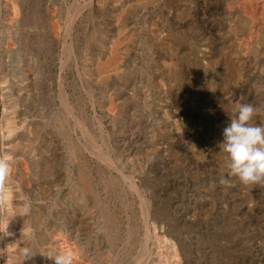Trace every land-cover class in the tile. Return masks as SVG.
Segmentation results:
<instances>
[{
  "label": "rangeland",
  "instance_id": "rangeland-1",
  "mask_svg": "<svg viewBox=\"0 0 264 264\" xmlns=\"http://www.w3.org/2000/svg\"><path fill=\"white\" fill-rule=\"evenodd\" d=\"M0 98L21 189L0 264H55L71 221L72 259L154 264L133 182L162 246L181 232L192 264H264V186L229 178L218 147L237 102L264 109V0H0Z\"/></svg>",
  "mask_w": 264,
  "mask_h": 264
},
{
  "label": "clouds",
  "instance_id": "clouds-1",
  "mask_svg": "<svg viewBox=\"0 0 264 264\" xmlns=\"http://www.w3.org/2000/svg\"><path fill=\"white\" fill-rule=\"evenodd\" d=\"M230 123L223 130V141L218 145L226 153L228 177H236L244 185L264 186V119L256 122V116L264 117V109L251 103L237 102L232 109ZM16 157L9 150L0 151V228L7 226L15 214L13 200L21 192L19 182L14 178ZM230 185V179H221ZM36 252L25 247L20 255L23 261ZM46 256L55 264H72L71 253Z\"/></svg>",
  "mask_w": 264,
  "mask_h": 264
},
{
  "label": "bare ground",
  "instance_id": "bare-ground-1",
  "mask_svg": "<svg viewBox=\"0 0 264 264\" xmlns=\"http://www.w3.org/2000/svg\"><path fill=\"white\" fill-rule=\"evenodd\" d=\"M220 11H222L223 13H224V9L223 8H220L219 9ZM242 16H240V18H241ZM242 18H244V17H242ZM238 21V20H237ZM251 23V22H250ZM242 24L243 25H245V26H247L249 23L247 22V21H242ZM242 26V25H241ZM227 28V27H226ZM225 28V29H226ZM224 29V30H225ZM69 30V29H68ZM241 30V29H240ZM243 31L245 30V29H242ZM250 31H248V33H249ZM164 34V33H163ZM242 34H245V32L244 33H242ZM258 35V34H257ZM244 36V35H243ZM246 36V35H245ZM236 37V36H235ZM233 40V39H232ZM230 41V40H229ZM123 42V41H122ZM234 42V41H233ZM228 43V42H227ZM236 42H234V44H235ZM72 44V43H71ZM239 44V43H238ZM226 46V45H225ZM231 46H233V45H231ZM163 47V46H162ZM235 47V46H234ZM74 49V48H73ZM230 49V48H229ZM236 49V48H235ZM206 50V49H205ZM108 51H109V53H108V55H109V59L110 60H108V64H104L105 65V68L104 69H102V68H99V69H102V71H104L105 69H106V72L108 71V70H110L112 67H115L118 63H119V61H120V56H121V52H120V42H117V41H114V42H112V44L110 45V47H108ZM74 52V51H73ZM164 52V51H163ZM235 52H236V54H241L242 53V49L241 48H237L236 50H235ZM260 52V51H259ZM158 53V52H157ZM221 53V52H220ZM229 53V52H228ZM162 54V53H161ZM218 57H219V55H218ZM159 58V57H158ZM240 58H241V56H240ZM102 59V58H101ZM221 59V58H220ZM223 59V58H222ZM225 59V61H226V65H227V67L230 69L229 70V72H231L232 73V71L231 70H233V67H232V65L230 64V63H228V59L227 58H224ZM155 60V59H154ZM159 59H157V60H155V61H158ZM235 60V59H234ZM161 60H159V62H160ZM224 61V62H225ZM95 62V61H94ZM220 62V61H219ZM100 63V62H99ZM102 63H100L99 65H101ZM162 64H163V62H162ZM98 65V66H99ZM103 65V64H102ZM100 66V67H103V66ZM164 65V64H163ZM245 66V65H244ZM158 67V66H157ZM166 67V66H165ZM167 67H168V65H167ZM247 67H248V65H247ZM93 72V71H92ZM228 72V71H227ZM107 76V75H106ZM105 77V76H104ZM114 79V78H113ZM106 81V80H105ZM224 82V81H223ZM230 82V81H229ZM238 82V81H237ZM101 83V82H100ZM105 83V82H104ZM230 85V84H229ZM64 89V88H63ZM108 97V96H107ZM2 98V97H1ZM0 98V99H1ZM1 103H2V101H0ZM69 102V101H68ZM109 102V101H108ZM66 103H67V101H66ZM63 105V104H62ZM65 105V104H64ZM67 105V104H66ZM64 107V106H63ZM74 109V108H73ZM105 111V110H104ZM106 112V111H105ZM110 112V111H109ZM112 112V111H111ZM68 114V113H67ZM112 114V113H111ZM69 115V114H68ZM111 116H113V115H111ZM69 117H70V115H69ZM76 117V116H75ZM71 118H72V116H71ZM107 118V117H106ZM112 118V117H111ZM7 119V118H6ZM6 119H4L3 121H5ZM118 119V118H117ZM166 119V118H165ZM111 120V119H110ZM167 120V119H166ZM79 121V120H78ZM77 121V122H78ZM116 121V120H115ZM77 122H76V124H77ZM80 122V121H79ZM6 123V122H5ZM3 124V123H2ZM32 124V123H31ZM78 125V124H77ZM2 126V125H1ZM0 126V127H1ZM79 126V125H78ZM81 127V126H80ZM4 129V128H3ZM15 129V128H14ZM103 129V128H102ZM1 130V129H0ZM4 131V130H3ZM2 131V132H3ZM4 134V133H3ZM3 134H1V135H3ZM10 138V137H9ZM3 139V138H2ZM1 139V140H2ZM4 140V139H3ZM4 143V142H3ZM6 150V149H5ZM2 151V150H1ZM102 156V155H101ZM97 157V156H96ZM110 161V160H109ZM130 163V162H129ZM111 164H114V163H111ZM110 168V167H109ZM117 169H119V168H117ZM18 170V169H17ZM122 172V171H121ZM118 174V173H117ZM136 174V173H135ZM74 175H75V173H74ZM125 176V175H124ZM123 177V176H122ZM124 178V177H123ZM122 178V179H123ZM128 178V177H127ZM126 179V178H125ZM124 179V181H126ZM130 180V179H129ZM134 181V180H133ZM132 181V182H133ZM133 186L135 187V189H137V191L139 192V194L142 196V201L144 200V205L146 206V204H147V210H146V214H147V231H146V236L144 235L143 237H145V248L147 249V251H149L148 252V256H149V259H154V264H192V260H191V250H190V246H189V244H188V242H186V240H184L181 236H180V233H178V239L176 240V242H171V243H169V246H162L161 245V243H160V241H159V238H158V235H159V232H161L162 230H164V228H159L157 225H155V224H152L151 223V221H153V220H155L156 218H155V213H156V208L154 207V202L153 203H149V202H151V201H149L148 203H147V201H146V198H147V196L145 197L141 192H140V190H139V188L137 187V185L133 182ZM127 185V184H126ZM125 185V186H126ZM141 185V184H140ZM142 186V185H141ZM147 187H148V185H147ZM124 188V187H123ZM127 188V187H126ZM82 189V188H81ZM143 189V188H142ZM124 190V189H123ZM133 191V190H132ZM137 194V193H136ZM139 195V196H140ZM60 197V196H59ZM138 197V196H137ZM148 199V198H147ZM128 202V201H127ZM153 204V205H152ZM157 206V205H156ZM161 208V207H160ZM146 209V208H145ZM219 211V210H218ZM218 211H217V213H218ZM158 213V212H157ZM156 213V214H157ZM128 214V213H127ZM246 214V213H245ZM167 215V214H166ZM239 215H241V214H239ZM250 215H252V214H250ZM225 216V215H224ZM81 217V216H80ZM197 217V216H196ZM242 217V216H241ZM70 218V217H69ZM142 218H143V216H142ZM109 219V218H108ZM196 219V218H195ZM71 220V219H70ZM75 220V219H74ZM145 220V219H144ZM79 221H81V220H79ZM183 221H184V223H188V224H191L192 223V220L191 219H189V218H187V217H183ZM196 221V220H195ZM204 221V220H203ZM158 222H159V220H158ZM164 223V222H163ZM194 223V222H193ZM198 223V222H197ZM130 224V223H129ZM203 224V223H202ZM129 226V225H128ZM145 226V225H144ZM170 226H172V225H170ZM111 227V226H110ZM81 228V227H80ZM168 228V227H167ZM84 229V228H83ZM169 229V228H168ZM174 229V228H173ZM193 229V228H192ZM58 230V229H57ZM133 230V229H132ZM76 231H77V228H76V224L74 225V223L71 221L69 224H68V226H67V231H66V239H67V242H68V244H69V248H70V253H72V250H71V247H72V242L75 240V238H77V233H76ZM81 231V230H80ZM145 231H144V233H145ZM206 231V230H205ZM169 232V231H168ZM184 232V231H183ZM7 233V232H6ZM174 233H175V231H174ZM76 234V235H75ZM84 234V233H83ZM133 234V233H132ZM172 233H170V235H171ZM205 234V233H204ZM0 235H2V234H0ZM130 235V234H129ZM106 238V237H105ZM9 239V238H8ZM130 239H132V238H130ZM228 239V238H227ZM141 240H143V239H141ZM153 240H156V241H154L153 242ZM193 240V239H192ZM205 240H206V238H205ZM222 240V239H221ZM51 241V240H50ZM165 241V240H164ZM213 241V240H212ZM100 243V242H99ZM139 243V242H138ZM194 243V242H193ZM197 243V242H196ZM214 243V242H213ZM137 244V243H136ZM12 245H14V244H12ZM135 245V244H134ZM3 246V245H2ZM5 246V245H4ZM10 246V245H9ZM8 246V247H9ZM17 246V245H16ZM106 247V246H105ZM126 247H127V245H126ZM129 247V246H128ZM137 247V246H136ZM223 247V246H222ZM79 248V247H78ZM103 248V247H102ZM137 248H140V247H137ZM144 248V249H145ZM210 248V247H209ZM209 248H208V250H209ZM224 248V247H223ZM3 249V248H2ZM15 249V248H14ZM225 249V248H224ZM240 249V248H239ZM12 250H13V247H12V249H11V252H12ZM102 250V249H101ZM195 250V249H194ZM135 251H137V250H135ZM146 251V250H145ZM145 251H144V253H145ZM115 252V251H114ZM113 252V253H114ZM166 252V253H165ZM206 252V251H205ZM222 252V251H221ZM83 253V252H82ZM194 253V252H193ZM192 253V254H193ZM196 253V252H195ZM218 253V252H217ZM18 254V253H17ZM104 254V253H103ZM89 255V254H88ZM97 255V254H96ZM145 255V254H144ZM205 255V254H204ZM209 255H211V254H209ZM85 256V255H84ZM97 256H99V255H97ZM196 256V255H195ZM213 256V255H212ZM219 256V255H218ZM10 257H11V255H10ZM143 257V256H142ZM209 257V256H208ZM4 258V257H3ZM14 258V257H13ZM85 258H86V256H85ZM136 258V257H135ZM141 258V257H140ZM144 258V257H143ZM146 258V257H145ZM211 258V257H210ZM12 259V258H11ZM142 259V258H141ZM81 260H82V258H81ZM92 260V259H91ZM98 260V259H97ZM211 260V259H210ZM4 261V260H3ZM115 261H118V260H115ZM135 261V260H134ZM197 261V260H196ZM9 262H10V260H9ZM54 262V261H53ZM93 262V261H92ZM119 262V261H118ZM139 262H140V260H139ZM138 262V263H139ZM177 262V263H176ZM203 262V261H202ZM17 263V262H16ZM96 263H97V261H96ZM95 263V264H96ZM106 263V262H105ZM146 263V262H145ZM4 264V263H3ZM72 264H84V262L83 261H81V262H79L78 260L76 261V260H74V259H72ZM102 264V263H101ZM142 264V263H141ZM200 264H201V262H200ZM211 264V263H210Z\"/></svg>",
  "mask_w": 264,
  "mask_h": 264
}]
</instances>
